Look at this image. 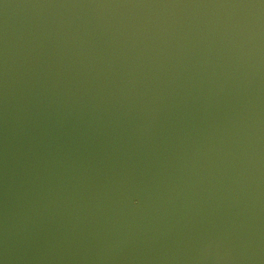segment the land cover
Returning a JSON list of instances; mask_svg holds the SVG:
<instances>
[{
	"label": "water",
	"instance_id": "obj_1",
	"mask_svg": "<svg viewBox=\"0 0 264 264\" xmlns=\"http://www.w3.org/2000/svg\"><path fill=\"white\" fill-rule=\"evenodd\" d=\"M217 3L0 0V264H264V9Z\"/></svg>",
	"mask_w": 264,
	"mask_h": 264
},
{
	"label": "snow or ice",
	"instance_id": "obj_2",
	"mask_svg": "<svg viewBox=\"0 0 264 264\" xmlns=\"http://www.w3.org/2000/svg\"><path fill=\"white\" fill-rule=\"evenodd\" d=\"M174 6H183V5H174ZM197 6H207V7H235V8H247V7H257L264 9V0H259V5L256 4H244V3H217V4H209V5H197ZM125 196L128 202L131 205H137L141 200V193L135 187H129Z\"/></svg>",
	"mask_w": 264,
	"mask_h": 264
}]
</instances>
